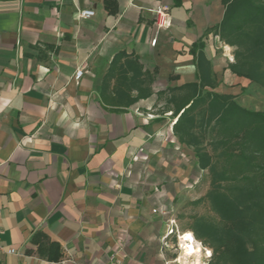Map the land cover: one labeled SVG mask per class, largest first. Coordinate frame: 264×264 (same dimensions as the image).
Returning a JSON list of instances; mask_svg holds the SVG:
<instances>
[{
	"label": "crops",
	"instance_id": "1",
	"mask_svg": "<svg viewBox=\"0 0 264 264\" xmlns=\"http://www.w3.org/2000/svg\"><path fill=\"white\" fill-rule=\"evenodd\" d=\"M159 7L169 28L156 25ZM85 8L95 15L81 18ZM224 9L222 0H0L2 264H176L164 246L169 221L182 224L189 188L192 201L203 196L205 172L174 135L169 99L199 81L200 41L217 88L247 80L228 64L219 78Z\"/></svg>",
	"mask_w": 264,
	"mask_h": 264
},
{
	"label": "trees",
	"instance_id": "2",
	"mask_svg": "<svg viewBox=\"0 0 264 264\" xmlns=\"http://www.w3.org/2000/svg\"><path fill=\"white\" fill-rule=\"evenodd\" d=\"M222 3L223 17L214 30L235 48L227 68L264 88V0ZM204 46L200 41L193 48L199 81L173 89L169 102L177 118L174 135L209 174L206 195L191 202H207L214 216L189 214L185 206L180 220L188 221L180 226L212 250L208 264H264V111L214 91L218 82ZM123 56L116 55L111 67Z\"/></svg>",
	"mask_w": 264,
	"mask_h": 264
},
{
	"label": "rangeland",
	"instance_id": "3",
	"mask_svg": "<svg viewBox=\"0 0 264 264\" xmlns=\"http://www.w3.org/2000/svg\"><path fill=\"white\" fill-rule=\"evenodd\" d=\"M217 50V58L219 59V78L223 77V68L226 64L233 62L234 61V47H230L228 45L223 46L219 45ZM234 86H227V84L223 83L221 84L220 88L215 89L214 91L219 92V93H228L232 94L235 97V100L241 105L242 107H245L247 109H252L255 111H264V88L259 86L256 83H252L248 80L242 81L241 84H239V88H233ZM204 181H201L200 184V192L202 193V197H204L209 189V174L205 172V177L203 179ZM189 192L188 194H185L183 197V201H179V204L181 203V207L179 209H183L185 206V210L187 213L191 214H202V215H207V216H214V213L211 211L209 205L207 202H202L199 205H193L192 204V197H195L196 195L194 194V190L191 191V188L188 189ZM191 191V192H190ZM181 211V210H180ZM188 221L186 218L183 219V223ZM208 248V247H207ZM210 249V248H208ZM174 252V257L176 258V264H182L179 262V257H180V252L177 247L172 249ZM204 250V249H203ZM205 251H203V255H200V259L203 264H208L211 260L207 259L204 257ZM192 258V257H191ZM189 258V260H193L195 257L192 259Z\"/></svg>",
	"mask_w": 264,
	"mask_h": 264
},
{
	"label": "built area",
	"instance_id": "4",
	"mask_svg": "<svg viewBox=\"0 0 264 264\" xmlns=\"http://www.w3.org/2000/svg\"><path fill=\"white\" fill-rule=\"evenodd\" d=\"M155 13L157 14L156 19V25L158 28H169L171 26V20L169 13L163 9L162 7H159L155 10ZM95 15V11L92 9H81L79 12V16L81 18H91ZM153 43H156V40L153 41ZM84 75V69H77L75 74V79L79 81L82 76ZM177 247L179 252L186 251L190 257H195L196 254H198L197 250L201 248V255H203V251H205L204 257L207 259H210L213 255V252L211 249H208L205 247L202 242H200L194 235L193 232H190L188 230H183L178 223V221L173 218L169 221V226L167 233L164 238V246L167 249H173ZM189 248V249H187ZM204 249V250H203ZM6 252L4 249V244L0 238V264H2L1 256L2 254ZM7 253L14 254L16 253V250L13 248H10L7 250ZM192 254V255H190Z\"/></svg>",
	"mask_w": 264,
	"mask_h": 264
},
{
	"label": "bare ground",
	"instance_id": "5",
	"mask_svg": "<svg viewBox=\"0 0 264 264\" xmlns=\"http://www.w3.org/2000/svg\"><path fill=\"white\" fill-rule=\"evenodd\" d=\"M187 249H189V248H187ZM197 252H198V254L195 255V258L193 260H189V258H191V257L188 255V253L186 251H182L178 260L182 264H203L201 259H200L201 248L198 249ZM190 255H192V254H190Z\"/></svg>",
	"mask_w": 264,
	"mask_h": 264
}]
</instances>
